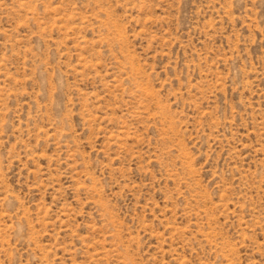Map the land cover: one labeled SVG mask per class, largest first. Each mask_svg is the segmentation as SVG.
<instances>
[{
	"label": "rangeland",
	"instance_id": "1",
	"mask_svg": "<svg viewBox=\"0 0 264 264\" xmlns=\"http://www.w3.org/2000/svg\"><path fill=\"white\" fill-rule=\"evenodd\" d=\"M0 264H264V0H0Z\"/></svg>",
	"mask_w": 264,
	"mask_h": 264
}]
</instances>
